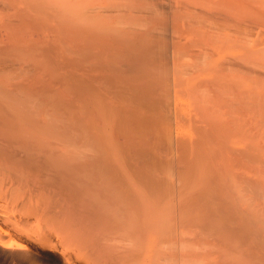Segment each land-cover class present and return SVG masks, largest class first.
<instances>
[{"label":"bare ground","instance_id":"6f19581e","mask_svg":"<svg viewBox=\"0 0 264 264\" xmlns=\"http://www.w3.org/2000/svg\"><path fill=\"white\" fill-rule=\"evenodd\" d=\"M228 188L264 196V0H0V264H176Z\"/></svg>","mask_w":264,"mask_h":264},{"label":"rangeland","instance_id":"374dc122","mask_svg":"<svg viewBox=\"0 0 264 264\" xmlns=\"http://www.w3.org/2000/svg\"><path fill=\"white\" fill-rule=\"evenodd\" d=\"M222 192L223 191H221V194H222ZM213 193V192H212ZM216 193V194H215ZM215 193H213L214 195V197H216L217 198V196L216 195H220L219 193L220 192H215ZM228 194V196H227V194ZM238 191L237 190H235V189H229L228 188V191H226L225 193H223L222 194V196H218V200H220V202L222 203H224V205H222V204H218V203H216L217 201V199H215V200H213V202L211 201L210 203H206V201H203L202 202V200H199L197 203V205L195 204L194 206L195 207H204V208H206V207H208V205H210V208H208V211L210 212V213H205V214H207V216L210 218L211 217V219H209V220H211L210 222H209V220H208V217H206V215L204 216V218H203V220H202V222H203V224L205 225L206 223V225L204 226H198L199 227V229L196 227L195 228V225H192L193 227H191V225L190 226H188V228L186 229V228H184V231L186 230V233H187V231H188V233H190L189 234V236L191 237H189L188 235H187V237L186 238H188L187 240L188 241H192V244H193V241H196L195 239H197V241H196V243L197 244H194V246L191 244V243H188V241L186 240V238L185 237H183L184 238V240H179V241H177L176 242V244L178 243V242H180V243H182V241H183V243L185 242V243H188L186 246H190V244H191V247H188V250H187V248L186 247H184V245L185 244H183V245H180L179 246V244L180 243H178V245H176V250H178V251H176V252H180L181 254H182V256H186V254L185 255H183V253H191L192 252V255H194V257L197 255V257H193V256H191V254L189 255L188 254V256L187 257H193L192 258V260H191V258H190V260H189V258H187L186 257V259H185V257L183 258L182 256H181V254L179 253V255H178V253H176L177 255H178V260H177V262H176V264L178 263V264H264V240H263V238H264V216H263V214L261 213V210H263L264 211V206H263V204H264V196L262 195V194H260L259 193V195L258 196H256V197H258L259 199H257V198H255V199H257V200H254V202L253 201H251L252 203H253V205H254V207H256L258 204L259 205H261V206H257L258 208H256V210L257 209H259L260 210V215H258V212L259 211H256L255 209H254V211H253V213L255 214V213H257V215L258 216H260V218L257 216L256 218L258 219V221H257V219H256V222H255V219H254V217L256 216H253L254 214H251V210H252V208H253V205L251 204V202H249V203H247V197L244 195V198H245V200H243L244 198L243 197H239L238 198ZM245 194H246V192H245ZM212 195V194H211ZM225 195H226V197H225ZM262 196V197H261ZM212 197V196H211ZM220 197V198H219ZM235 197V198H234ZM227 198L229 199V200H227ZM243 198V199H242ZM261 198V199H260ZM212 199H214V198H212ZM254 199V198H253ZM235 200V201H234ZM238 200V201H237ZM239 200H243L242 201V204H241V201L239 202ZM249 201H250V198L248 199ZM261 200V201H260ZM232 201V202H231ZM244 201H245V203H247L245 206H244ZM258 201V204L256 205V203L255 202H257ZM199 202H201V205H200V203ZM214 202L217 204V205H219V206H217L216 204H214ZM219 202V203H220ZM236 202V203H235ZM203 203V204H202ZM213 203V204H212ZM235 204H236V208L234 207L235 206ZM216 205V206H215ZM227 205V206H226ZM228 205H229V207H228ZM215 206V207H214ZM231 206V207H230ZM232 206H233V209H232ZM240 206V207H239ZM248 206V207H247ZM228 207V208H227ZM249 207H251V208H249ZM222 210L223 211V214H225V215H223V214H219V212H218V210ZM232 209V210H231ZM236 210V211H235ZM244 210V211H243ZM246 210H247V212H246ZM206 211H207V209H206ZM222 211H220V212H222ZM229 211V212H228ZM233 211V213L231 214V216L230 215H227V214H230L231 212ZM235 212V213H234ZM240 214H242L243 213V215H240ZM245 212V213H244ZM247 213V214H246ZM249 214V215H248ZM261 214H262V219H261ZM211 215V216H210ZM239 215H240V217H239ZM248 217H246V216ZM239 217V218H236V217ZM243 216V217H242ZM222 217V218H221ZM223 217H225V219L223 218ZM226 217H227V220L228 219H230V217H231V221L230 220H228V221H226ZM215 218H216V220H215ZM234 218V219H233ZM232 219H233V221L234 222H236L235 223V225H237L236 227H235V229L237 230L238 228H240V226H241V228H242V230H241V228H240V230L238 231H235V229L233 228L235 225L234 224H232L233 222H232ZM235 219H238V220H236L235 221ZM240 219H241V221H240ZM259 219H261V220H259ZM208 220V221H207ZM215 220V221H214ZM219 220V221H218ZM225 221L227 224L226 225H224L225 227L222 229L220 226H221V224L223 223V221ZM244 220V221H243ZM251 221V223H250V221ZM254 220V221H253ZM238 221V222H237ZM263 221V222H262ZM205 222V223H204ZM225 222H224V224H225ZM229 222H231L230 224H229ZM248 222V223H247ZM254 222V223H253ZM239 223H241V225L239 224ZM244 223V224H243ZM250 223V224H249ZM252 223L253 224H256V225H254V228H253V226H251L252 225ZM202 224V223H201ZM200 224V225H201ZM239 224V225H238ZM210 225V226H209ZM234 225V226H233ZM243 225V226H242ZM245 225V226H244ZM208 226L209 227H211V229H209L208 228ZM222 226H223V224H222ZM226 226H228L229 227V229L227 230V228H226ZM248 227V229H247V227ZM251 226V227H250ZM255 226H256V230H254L255 229ZM203 227H204V231H203ZM218 227V228H217ZM243 227H244V229H243ZM183 228V227H182ZM193 228V229H192ZM200 228H202L201 230H200ZM216 228V229H215ZM226 228V229H225ZM253 228V229H252ZM232 229H233V231H235V233H233V231H232ZM245 229H247V230H245ZM193 231L194 232V234H191V233H193V232H191V231ZM209 230H211V231H209ZM215 230H218L219 231V233L220 232H222V234H219L218 233V231H215ZM225 230H226V232H225ZM190 231V232H189ZM200 231H202L203 232V234L205 233L206 234V232H207V235H205V236H203V234H201V232ZM229 231V232H228ZM230 231H231V233H230ZM244 231V232H243ZM247 231H249V232H247ZM253 231H254V233H253ZM237 232V233H236ZM241 232H242V234H244V235H241ZM257 232V233H256ZM187 233V234H188ZM218 233V234H217ZM249 233V234H248ZM236 234V235H235ZM240 234V235H239ZM246 234H247V236H246ZM191 235H193V236H191ZM202 235V236H201ZM251 235H253V236H251ZM245 236V237H244ZM257 237L256 238V240L255 241H252L253 240V238L255 239V237ZM202 237V238H201ZM241 237H244V239L243 238H241ZM248 237H250V238H248ZM259 237V238H258ZM261 237H262V240H263V242H262V240H261ZM180 238H181V236H180ZM195 238V239H194ZM247 238V239H246ZM192 239V240H191ZM186 240V241H185ZM204 240V241H203ZM258 240H259V242H258ZM205 241H207V242H205ZM254 242V243H253ZM201 243V244H200ZM256 243V244H255ZM259 244V245H258ZM178 246V247H177ZM181 246H183V249L185 250H182V252H181ZM179 248V249H178ZM190 248V249H189ZM190 250V251H189ZM187 251V252H186ZM189 251V252H188ZM176 255V256H177ZM181 256V257H180ZM184 261V260H186V261H184V263L182 262V261H179V260H181V259ZM189 260V262H188V260Z\"/></svg>","mask_w":264,"mask_h":264}]
</instances>
